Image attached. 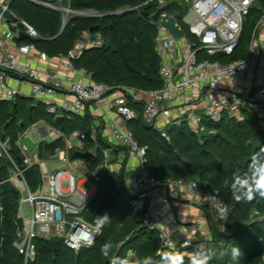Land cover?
Returning <instances> with one entry per match:
<instances>
[{
	"label": "built area",
	"instance_id": "built-area-1",
	"mask_svg": "<svg viewBox=\"0 0 264 264\" xmlns=\"http://www.w3.org/2000/svg\"><path fill=\"white\" fill-rule=\"evenodd\" d=\"M14 0H0V101L14 102L21 91L13 89L9 83H27L29 98L44 104L53 116L84 117L90 113L95 119L92 124V139L98 145L103 139L112 147H120L139 162V171L134 188L130 193V206L142 213L149 230L157 231L160 245L171 251L183 250L184 257L191 260L197 249L211 251L200 240L195 230L180 239L179 248L174 247L172 239L160 226L168 218L165 209L170 205L167 186L151 174L146 167L148 147L140 146L127 123L138 118L130 102L141 103L145 123L159 131L169 141L165 130L168 127L187 124L188 128L199 134L204 122L220 124L226 118L242 121L243 111L249 103L260 120L264 119V75H259L257 83L246 94L238 91V83L245 76L252 75L255 62L264 49V13L257 22L252 34L247 56L228 64L215 57H230L236 51L243 33L244 25L255 4L263 0H148L130 9L139 11L153 5L149 22L155 27V48L160 60L159 76L163 86L157 90H137L128 87L108 86L95 83L82 71L74 67L71 53L67 57H49L40 52L32 42L39 39L38 32L26 21L18 18L11 10ZM26 2L53 10L61 15L62 28L65 29L73 19L102 17L92 11L74 10L69 0H24ZM172 2L182 7V12L165 11L155 22L152 17ZM187 13L188 33L177 22V16ZM174 18L175 26L183 36L175 37L166 25ZM25 33L28 42H20ZM87 42L78 43L77 56L84 49L101 48L104 40L100 34L91 38L85 34ZM76 56V57H77ZM199 56L206 57L199 59ZM211 58V60L207 59ZM262 59V55H261ZM96 106L103 110L102 120H96ZM40 126L38 131L42 141L51 143L63 139L65 150L58 151L53 159L66 166L64 170L50 172L47 161L39 160V143L35 152H29L24 140L30 129ZM18 136L16 146L23 156L22 165L16 164L10 154V147L0 136V159L7 160L12 166L9 181L20 193L18 220L16 224L14 247L24 258V264H32L37 257V239H60L64 245L78 253L92 247L101 235L96 224L85 218L95 195L81 189L83 181L70 162L68 149H72V139L81 141L83 150L87 139L83 132L76 131L65 137L58 130L39 121ZM50 160V159H49ZM33 165H38L42 184L36 192L29 189L24 174ZM83 168V167H82ZM83 170L88 172L87 168ZM66 182V188L63 183ZM179 188H186L192 195L203 200L218 229L229 236L228 222L230 210L217 191H203L198 184L188 178L169 182ZM30 207L27 218L23 205ZM176 225V221H172ZM222 225L225 231H222ZM91 237V245L84 241ZM211 262V261H210Z\"/></svg>",
	"mask_w": 264,
	"mask_h": 264
},
{
	"label": "trees",
	"instance_id": "trees-1",
	"mask_svg": "<svg viewBox=\"0 0 264 264\" xmlns=\"http://www.w3.org/2000/svg\"><path fill=\"white\" fill-rule=\"evenodd\" d=\"M69 1L74 10L92 11L104 16L73 19L61 31V15L53 10L24 0H14L11 10L38 32L40 38L32 41L36 49L52 58L69 56L77 47L79 38L90 29H95L93 35L100 34L104 45L101 48L84 49L73 60L74 67L84 72L91 81L144 91L157 90L163 86L159 76L160 60L154 43L155 27L150 24L148 17L155 11V6L130 11L148 0ZM262 4L264 7V0ZM260 17L256 15L248 23L246 21L239 45L229 57L231 62L247 56ZM20 42L28 40L22 39ZM33 100L18 96L14 102L0 101V132L8 125L5 134L10 141L12 159L22 165L23 156L16 146L19 133L39 121H44L65 137H70L76 131L83 132L87 139L83 151L89 152L96 148L98 153L90 159L86 174L97 192L85 218L96 224L97 216L107 213L111 222L103 227L92 247L78 253L68 249L60 239H37V257L32 264H110L113 256L129 257L131 254L132 260L144 256L158 259L159 253L168 251L161 247L157 231L146 227L144 215L130 206L131 196L124 184L123 167L119 183L102 168L105 159L99 148L102 144L108 147L109 143L103 139L99 140L98 145L93 142V116L90 113L84 117L65 114L62 123L56 125L55 116L47 112V107ZM130 106L138 112V118L128 122L127 128L140 146L148 147L146 167L151 174L164 186H168L171 181L188 178L203 191H217L230 210L229 236L221 233L207 211L214 244L224 243L223 247L237 244L243 252L239 264H264V200L257 198L252 203H237L231 197L230 188L225 185V181L231 183L234 174H246L250 156L264 147V119L260 120L247 103L242 121L226 118L217 125L204 122L203 131L199 134L191 131L187 124L169 127L165 130L169 139L167 141L159 131L144 122L141 103L131 101ZM113 148L115 151L124 150ZM64 150L63 139L51 143L41 142L38 158L47 161L58 151ZM74 151H68L70 159L76 158ZM11 168L10 162L0 159V264H24L23 256L14 247L21 196L9 181ZM24 178L31 192L41 187L38 165L27 169ZM108 241L112 242L113 247L109 257H104L100 249ZM178 252L183 254L184 251ZM222 258L218 261L214 256L210 264H231L229 257ZM184 264H191V260L184 257Z\"/></svg>",
	"mask_w": 264,
	"mask_h": 264
},
{
	"label": "crops",
	"instance_id": "crops-1",
	"mask_svg": "<svg viewBox=\"0 0 264 264\" xmlns=\"http://www.w3.org/2000/svg\"><path fill=\"white\" fill-rule=\"evenodd\" d=\"M259 75H264V49L260 50V57L255 62L253 74L243 77L238 83V91L246 94L251 86L256 85L257 78L255 76L258 77ZM9 85L29 97V86L27 83L21 84L12 80ZM1 96L2 94L0 93V98ZM92 110H96V106H92ZM95 114L99 116L96 120H102L103 110L97 108ZM109 146L103 154L110 158H106L109 162L110 160L113 161V166L119 168L118 175H120L121 168L123 167L124 184L130 194L133 191L135 178L139 171V162L135 157L128 154L126 150L115 151L111 145ZM167 187L170 195V205L166 207L165 211L168 214V218L163 219L160 222V226L172 239L174 247L178 249L182 236L188 235L192 230H195L198 238L204 241L208 248H210L214 244V240L207 220L206 212L208 209L204 205L203 200L192 195L186 188H179L173 185H168ZM172 221H176L177 224L173 225Z\"/></svg>",
	"mask_w": 264,
	"mask_h": 264
},
{
	"label": "clouds",
	"instance_id": "clouds-1",
	"mask_svg": "<svg viewBox=\"0 0 264 264\" xmlns=\"http://www.w3.org/2000/svg\"><path fill=\"white\" fill-rule=\"evenodd\" d=\"M225 185L230 188L231 197L237 203H252L257 198L264 200V147L250 156L246 174H234L231 183L229 184L228 181H225ZM110 222L111 219L107 213L102 216H97L95 221L97 233ZM221 230L225 231L223 225ZM92 242L91 237L84 241L86 245H91ZM112 247L111 241L105 242L100 249L101 254L104 257H109ZM215 255L216 253L214 251L197 249L192 253L191 264H210V261ZM219 255L229 257L231 264H239L243 252L234 243L223 247ZM158 257V259H154L152 256H144L132 260L127 256H113L110 264H184V254L178 251H164L159 253Z\"/></svg>",
	"mask_w": 264,
	"mask_h": 264
},
{
	"label": "rangeland",
	"instance_id": "rangeland-1",
	"mask_svg": "<svg viewBox=\"0 0 264 264\" xmlns=\"http://www.w3.org/2000/svg\"><path fill=\"white\" fill-rule=\"evenodd\" d=\"M262 2H259V3L254 5V7L251 10L250 16L247 18V23H248V20L251 19L253 16L262 15L264 13V7H263ZM188 20H189V16H187V13L182 14L180 16H177L178 24L183 28V30L186 33H188V26L186 24ZM247 23H246V25H247ZM91 38L92 39L94 38L93 34L91 35ZM205 58L206 57H204V56H199V59H201V60L205 59ZM207 59L211 60V58H207ZM220 61L222 63H225V64L231 63L229 57H223L220 59ZM33 102L37 103L35 100H33ZM39 128H40V126H37L34 129L28 130L26 133L28 138H26L24 140V144L27 146L29 152H31V153L35 152V145H38L42 141V136H41L40 132L38 131ZM22 133L23 132L19 133V135H21ZM71 144L73 146L72 149L75 150L74 152L83 151V150L79 149V147H81L83 145V143L81 141H78L76 139H72ZM85 147L86 146H84L83 148H85ZM70 150L71 149H68V151H70ZM105 150H107V146L105 144H102L101 148H99L100 154L105 153ZM83 152H85V151H83ZM89 152H91L95 157L98 154L96 148H92L91 150H89ZM103 156H104V154H103ZM106 158L110 159L109 157L104 156L105 160H104V164L102 165V168H105L107 170V172L110 174V176L113 177L117 183H119L120 182L119 181L120 180L119 175H118V173H119L118 169L119 168L117 166L116 167L113 166L112 165L113 161L110 160V162H109V160ZM70 162L74 166V168L77 170L79 180L83 181V183L81 184V189L86 193H92L96 187L92 182H90L88 180L86 172L83 170V168L84 169L87 168V170L89 171L90 160H83L80 158H71ZM47 167H48L50 172L66 169V166L63 163L58 162V160L53 159V157H51L50 160L47 161ZM115 168L117 169L116 171H115ZM11 173H13L12 169H11ZM63 188H66V182L65 181L63 183ZM23 211H24V214L26 215V217L29 218L30 213H31L29 205L24 204L23 205ZM223 244L224 243H221L219 245L212 244L210 246V250L214 251L216 253L215 256L217 257L218 261L223 260L222 256L219 255L220 248H223ZM131 257H132V255L130 254L129 258L131 259Z\"/></svg>",
	"mask_w": 264,
	"mask_h": 264
},
{
	"label": "water",
	"instance_id": "water-1",
	"mask_svg": "<svg viewBox=\"0 0 264 264\" xmlns=\"http://www.w3.org/2000/svg\"><path fill=\"white\" fill-rule=\"evenodd\" d=\"M165 11H169V12H173L176 11L178 13L182 12V7L177 3V2H172L170 4H168L167 6H165L164 8L160 9L153 17L152 19L156 22L159 18L160 13L165 12ZM119 14V13H118ZM117 15V14H115ZM167 29L171 32L172 35H174L177 38H180L183 36V33L180 32L178 30V28H176L175 26V20L174 18L171 19V22L169 24L166 25ZM89 33L92 35L95 33V29H90ZM27 36L25 33H21V40L22 39H26ZM78 42L85 44L87 42V38L85 36H82L79 38ZM77 52H78V48L75 47L72 51H71V56L73 58H76L77 56ZM63 117L62 116H58L55 118L54 122L56 125H60L63 121ZM8 127V125L4 128L3 131L0 132V136L1 139L3 141L6 142V147H10V141L6 138V134H5V129ZM263 131H264V124H263ZM76 158H80L83 160H90L92 157H94V155L91 152H83V151H76L74 153ZM1 180V178H0ZM106 264H109L108 262Z\"/></svg>",
	"mask_w": 264,
	"mask_h": 264
}]
</instances>
